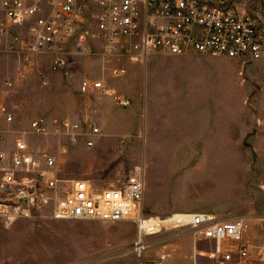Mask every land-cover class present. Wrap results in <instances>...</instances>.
<instances>
[{"label":"rangeland","instance_id":"rangeland-1","mask_svg":"<svg viewBox=\"0 0 264 264\" xmlns=\"http://www.w3.org/2000/svg\"><path fill=\"white\" fill-rule=\"evenodd\" d=\"M187 55L220 63L200 69L198 64L191 66L164 54L159 71L188 84L190 79L208 78L201 82H207L206 90L185 99L181 93V99L172 101L174 105L150 97L147 79L153 65L148 58L135 72L136 79H127L132 73L127 65L122 76H112L106 68L110 86L130 99L128 106H121L108 94L79 91L84 75L102 76L104 63L99 55L75 56L70 73L65 74L51 70L43 54L24 67L14 54L0 51V103L14 114L10 122L0 116V149L10 151L16 137L23 136L34 151L57 156L63 184L84 177L105 185L122 180L135 163L142 162L146 220L197 211H209L218 218L244 215L249 219L245 234L253 242L249 264H264V255L259 254L264 244V64L255 66L264 59L243 62L224 55ZM229 61H239L240 66ZM189 87L178 86L175 93H185ZM66 115L100 123L102 135L94 146L88 147L83 139L70 144L54 133L53 125ZM35 118L48 124L46 134L34 132ZM63 143L69 144L66 152L60 148ZM13 194L0 190V202H11ZM166 225L168 229L146 235L143 258L156 257L166 246L176 259L187 262L192 231L187 226ZM137 237L133 220L59 219L49 213L25 216L0 211V264H136ZM199 246L207 247V242ZM200 264L216 263L200 256Z\"/></svg>","mask_w":264,"mask_h":264},{"label":"built area","instance_id":"built-area-1","mask_svg":"<svg viewBox=\"0 0 264 264\" xmlns=\"http://www.w3.org/2000/svg\"><path fill=\"white\" fill-rule=\"evenodd\" d=\"M0 51L14 54L24 67L43 54L51 70L65 74L70 73L75 56L99 55L104 63L102 76L84 75L79 91L108 94L116 104L128 106L130 99L113 89L104 75L106 68L112 76L124 75L127 66L121 61L191 53L243 62L264 59V0H0ZM112 61L118 64H108ZM0 116L7 122L14 119L5 103H0ZM31 126L38 134L49 131L41 118L33 119ZM53 130L70 144L83 139L88 147L102 135L94 118L71 115L62 117ZM60 148L66 152L69 144ZM59 170L55 154L34 151L26 138L16 137L13 149H0V190L14 192L11 202H0V211L25 216L49 213L59 219L133 220L138 225L134 251L139 264H169L166 249L156 257L143 258L146 235L169 228L159 223L144 226V163H135L122 180L101 186L84 177L63 184ZM186 216L171 227L187 226L192 231L194 264H200V256L216 264L250 263L253 242L245 234L248 217L218 218L209 211ZM201 241L207 247H200ZM259 254L264 255V244Z\"/></svg>","mask_w":264,"mask_h":264},{"label":"crops","instance_id":"crops-1","mask_svg":"<svg viewBox=\"0 0 264 264\" xmlns=\"http://www.w3.org/2000/svg\"><path fill=\"white\" fill-rule=\"evenodd\" d=\"M162 55H152L151 57H149V63L152 64V73H151V79H147L148 80V93L150 95V97L154 98V97H159L160 99L164 100V101H170L172 105H174V103L172 101H177L178 99H181L180 95L181 93H183V97L182 99L185 98H190L191 96H193L192 94H194L196 91H202V90H206L207 87V82L205 84H202L204 79H208V78H201L203 80H188L189 84L185 83L184 79H168L166 77H164L163 73H161L159 71L158 68V64H160V56ZM165 56H170L173 58H178L181 59L182 62H186V64H190L191 66H194V64H198L199 68L201 69L202 67H205L203 69H206L207 67L210 68L212 63L215 64H219L220 60H216V61H205V60H200V59H195L191 56H188L187 54H172V55H167L165 54ZM231 64H233L234 66L238 65L240 66V63H238L239 61H229ZM128 63H131V65H129ZM210 63V64H209ZM261 64H264L263 61H257L255 63V66H261ZM129 69L132 70V73L130 76H128L127 79H136L135 77V72L139 69L142 68L143 63L142 62H132V61H128L126 64ZM205 71V70H204ZM240 71V70H239ZM202 82V83H201ZM110 84V83H109ZM183 85H185V87H189V90H185L184 92H176L175 93V89L178 88L179 89L181 87H183ZM167 89H169V91H167ZM157 95V96H155ZM169 102V103H170ZM148 140V138H147ZM177 243L174 241L172 246L173 248L175 247ZM168 246V245H167ZM191 247H192V254L189 257V260L187 262H182L179 261L178 259H176L172 252H170V257H169V264H194V260H193V237H192V241H191ZM163 249H166V246L163 247ZM167 250V249H166ZM171 251V250H170ZM136 264H139V259L137 258V262Z\"/></svg>","mask_w":264,"mask_h":264},{"label":"bare ground","instance_id":"bare-ground-1","mask_svg":"<svg viewBox=\"0 0 264 264\" xmlns=\"http://www.w3.org/2000/svg\"><path fill=\"white\" fill-rule=\"evenodd\" d=\"M190 213V212H181V213H177V215H175L172 218L166 219V220H161V219H155V218H151L149 220L144 221V226L146 228H151L152 223H159L161 224L163 222V224H167V223H171L172 225H179V223H182L183 218L187 217L186 215Z\"/></svg>","mask_w":264,"mask_h":264}]
</instances>
